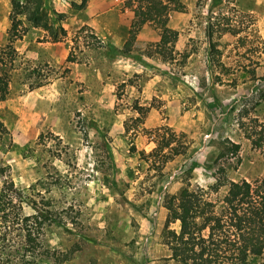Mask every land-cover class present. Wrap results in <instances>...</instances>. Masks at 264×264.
I'll return each mask as SVG.
<instances>
[{
  "label": "rangeland",
  "instance_id": "374dc122",
  "mask_svg": "<svg viewBox=\"0 0 264 264\" xmlns=\"http://www.w3.org/2000/svg\"><path fill=\"white\" fill-rule=\"evenodd\" d=\"M46 4L65 14L67 37L53 42L17 17L0 191L12 179L51 202L65 226L45 242L71 255L64 264H180L165 239L168 201L200 190L222 214L231 182L264 176V152L248 137L264 125V0H179L155 22L136 19L129 0ZM211 9L240 30L216 33L213 51ZM11 14L0 0V47ZM165 26L179 33L168 48Z\"/></svg>",
  "mask_w": 264,
  "mask_h": 264
},
{
  "label": "trees",
  "instance_id": "16d2710c",
  "mask_svg": "<svg viewBox=\"0 0 264 264\" xmlns=\"http://www.w3.org/2000/svg\"><path fill=\"white\" fill-rule=\"evenodd\" d=\"M86 1V0H84ZM134 16L141 21L155 22L163 14L177 10L179 0H129ZM85 4L77 6L84 8ZM11 28L8 43L0 47V101L6 100L9 76L17 57L14 42L21 39L18 16L35 28L46 31L53 42L67 37L62 21L65 14H52L46 0H11ZM209 12L206 32L210 50L215 49L216 33L239 35L240 30L227 19L225 27ZM179 33L163 27L159 46L168 48L178 39ZM135 37L124 48L130 50ZM248 133L252 145L264 152V125L256 124ZM0 128L8 131L3 123ZM169 144H167V147ZM158 147H162L161 145ZM175 151L174 154H178ZM33 187L22 189L12 179H6L0 191V264H64L71 255L51 249L45 235L54 225L65 226L63 218L48 200H38ZM222 214L216 213L215 203L200 190L184 188L171 198L166 207V244L174 249L173 258L180 264H253L255 257L264 264V176L253 182H231L224 197ZM26 208L32 211L27 212ZM180 222V230L170 228Z\"/></svg>",
  "mask_w": 264,
  "mask_h": 264
}]
</instances>
